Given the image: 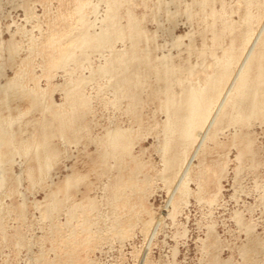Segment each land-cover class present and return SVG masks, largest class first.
<instances>
[{
  "label": "rangeland",
  "instance_id": "rangeland-1",
  "mask_svg": "<svg viewBox=\"0 0 264 264\" xmlns=\"http://www.w3.org/2000/svg\"><path fill=\"white\" fill-rule=\"evenodd\" d=\"M194 1L0 0V121L13 137L0 147V264H264V121L214 122L229 111L215 102L167 169L177 139L165 131L167 91L140 65L131 102L97 70L130 41H81L107 23L126 26L131 12L144 34L134 61L181 66L169 86L177 96L239 50V32L250 28L253 40L233 70L264 33L262 0ZM223 21L232 29L219 34ZM66 46L72 54L59 58ZM60 116L71 119L63 130ZM115 128L125 149L102 156Z\"/></svg>",
  "mask_w": 264,
  "mask_h": 264
},
{
  "label": "bare ground",
  "instance_id": "bare-ground-1",
  "mask_svg": "<svg viewBox=\"0 0 264 264\" xmlns=\"http://www.w3.org/2000/svg\"><path fill=\"white\" fill-rule=\"evenodd\" d=\"M248 1L251 3V0ZM262 1L264 7V0ZM109 2L110 5H114V7L117 6L116 0H109ZM195 3L200 9H205L210 5L211 0H198ZM209 11H211V15L215 14L212 10L209 9ZM126 16V26L120 27L117 26L116 23H111V25L107 23L106 27H103L104 29L101 28L102 30L100 29L101 31L99 30L98 33L95 32L96 34L83 33L81 35V41L91 42L94 48L110 46L112 42L117 39L127 38L130 41L127 51L115 53L108 59V62L104 66L99 67L97 70L100 72V75L109 73L113 77V88L116 91L120 90L131 102H134L137 96L135 95L137 92L135 89L139 87V85H143V79H145L144 73H138L140 65L144 66L143 68L146 72L153 75L151 77L159 81L163 91H167L164 103H162L167 112V119L164 125L165 131L176 133L177 135V139L174 141L171 140L175 149L174 152L170 157H165L164 159L167 169L171 170L176 166L175 164H178L179 159L177 153L180 150L178 148L192 141L194 135L200 136L204 128L209 124L210 106L215 102L217 104L225 103L226 106L229 107V111H220L217 117H215L214 122L217 121V118H220V120L225 119L228 113L230 114V121L228 122L232 124L240 123L243 125L245 121L252 117L264 121V33L263 35L261 34L262 36L259 39H256L257 42L255 46L258 45L257 48H254L253 45L252 47L250 46L251 48L248 51V55L244 59L242 66L239 67V70L237 67L241 61H238V59H242L248 45L253 40L247 33L250 31V28H246L244 31L238 33V38H240L239 40L241 41V47H239L238 51L231 48L230 52H224L221 58L215 59V70L204 80L203 85L185 86L178 80L177 83L179 85L181 84L182 87L180 89L181 93L176 96L169 91V86L172 80H176L175 78L177 76H175V73L177 72L176 74L178 75V71H181V66L179 68L172 65L166 58L160 59L157 63H155V61L151 62L146 54L141 55V58H139L140 60L134 61L133 58L139 55L133 48L144 34L140 30L139 20L133 17L131 12H127ZM114 18L115 13L110 16L109 20ZM219 29V34H222L225 30H231L232 27L229 23L223 21ZM71 54L70 47L66 46L63 54L60 55L59 58L70 56ZM233 65H237V67H235L237 70L235 68L233 70ZM115 67L120 68L122 72L127 70L130 72L127 74H118L114 71ZM183 68H185V66ZM235 70L236 73L238 71L237 75L234 74ZM149 74H146V76ZM11 85L13 84L10 83L8 87H11ZM74 100L76 104L81 101L79 99ZM31 101L34 103L32 107H36L37 101L34 96ZM72 117L73 115H71V118ZM57 118L58 120H56L60 123L62 130V126L68 125V122L71 120L64 116ZM46 128L47 123L43 122L40 130L43 142L46 140ZM57 132H59V130ZM106 134L105 142L106 144L108 143L110 148H106L107 150L103 151L102 156H115L120 147H122L123 150L125 149L123 147L124 130L115 128L114 130L106 132ZM211 136H213V134H211ZM12 141L13 137L10 128L0 121V147L7 144L11 145ZM176 149H178L177 152ZM36 151L37 150H35V152ZM41 153L43 166L47 167V154L45 151H41ZM35 154L39 156V153ZM69 182L70 179L67 180L66 184ZM1 183L2 176L0 172V184ZM54 205L56 204H53V206Z\"/></svg>",
  "mask_w": 264,
  "mask_h": 264
}]
</instances>
